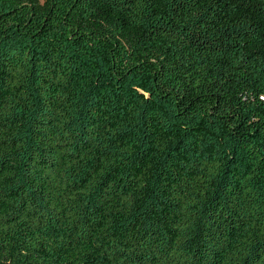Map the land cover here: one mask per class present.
<instances>
[{
  "label": "trees",
  "instance_id": "16d2710c",
  "mask_svg": "<svg viewBox=\"0 0 264 264\" xmlns=\"http://www.w3.org/2000/svg\"><path fill=\"white\" fill-rule=\"evenodd\" d=\"M48 200L94 264H264V0H0V264Z\"/></svg>",
  "mask_w": 264,
  "mask_h": 264
},
{
  "label": "rangeland",
  "instance_id": "374dc122",
  "mask_svg": "<svg viewBox=\"0 0 264 264\" xmlns=\"http://www.w3.org/2000/svg\"><path fill=\"white\" fill-rule=\"evenodd\" d=\"M47 208L51 212H55L54 215H49L46 219V223L44 226V236L43 238L48 241L47 249L40 250V253H32L30 255H26L24 261L20 264H47L48 258H53L56 254H61L63 249L66 251H70L73 258V264H94L95 262V247L87 244H78L72 241H68L63 238L60 228L58 227L57 219L58 215L56 213V209L54 206V202L48 200ZM1 244V240H0ZM57 246H60L58 248ZM245 249V242L243 238L235 247V250L230 257V261L234 262L241 257L242 252ZM181 252V253H180ZM175 253L179 255V258L183 256V252L181 247H177ZM3 258L5 255L3 254ZM112 260L114 259L113 257Z\"/></svg>",
  "mask_w": 264,
  "mask_h": 264
}]
</instances>
